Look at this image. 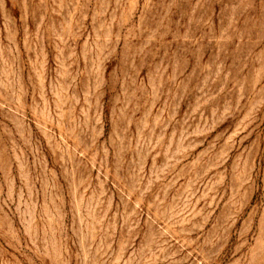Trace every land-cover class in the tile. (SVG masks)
<instances>
[{
	"label": "rangeland",
	"instance_id": "obj_1",
	"mask_svg": "<svg viewBox=\"0 0 264 264\" xmlns=\"http://www.w3.org/2000/svg\"><path fill=\"white\" fill-rule=\"evenodd\" d=\"M0 264H264V0H0Z\"/></svg>",
	"mask_w": 264,
	"mask_h": 264
}]
</instances>
